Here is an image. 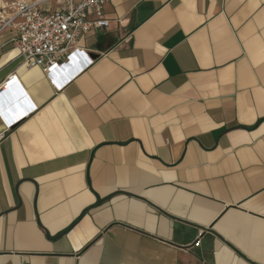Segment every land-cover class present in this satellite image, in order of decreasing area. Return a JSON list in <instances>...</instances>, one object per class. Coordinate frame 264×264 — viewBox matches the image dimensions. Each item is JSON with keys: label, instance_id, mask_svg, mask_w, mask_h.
<instances>
[{"label": "crops", "instance_id": "1", "mask_svg": "<svg viewBox=\"0 0 264 264\" xmlns=\"http://www.w3.org/2000/svg\"><path fill=\"white\" fill-rule=\"evenodd\" d=\"M5 6L0 264H264V0H107L49 76Z\"/></svg>", "mask_w": 264, "mask_h": 264}, {"label": "built area", "instance_id": "2", "mask_svg": "<svg viewBox=\"0 0 264 264\" xmlns=\"http://www.w3.org/2000/svg\"><path fill=\"white\" fill-rule=\"evenodd\" d=\"M107 0H81L65 3L55 11H45L44 1L9 0L10 18L1 20V28L11 26L15 32L17 58L27 68H39L47 76L56 72L76 50L79 38L92 30L104 31L110 21L104 16ZM61 4V1H57ZM0 86L7 90L18 78L8 76ZM3 136L0 135V141Z\"/></svg>", "mask_w": 264, "mask_h": 264}, {"label": "snow or ice", "instance_id": "3", "mask_svg": "<svg viewBox=\"0 0 264 264\" xmlns=\"http://www.w3.org/2000/svg\"><path fill=\"white\" fill-rule=\"evenodd\" d=\"M10 85H11V86H15V85H16L15 80L11 81V82H10ZM58 86H59V85H58ZM5 96H8V97H9V99H8V103H9V105L11 106V102H12V99H13V97H14V93L12 92L11 87L9 88L8 92H6V93H0V115H4L2 109H3V104H4V98H5ZM15 99H16V101H17V105H16L17 108L21 107V106L19 105V97H15ZM28 106H29V107H32V105H31L30 102H28Z\"/></svg>", "mask_w": 264, "mask_h": 264}, {"label": "rangeland", "instance_id": "4", "mask_svg": "<svg viewBox=\"0 0 264 264\" xmlns=\"http://www.w3.org/2000/svg\"><path fill=\"white\" fill-rule=\"evenodd\" d=\"M29 1H35V0H29ZM36 1L42 2L44 0H36ZM46 1L48 2L49 0H46ZM1 2L6 4V3H9V0H1Z\"/></svg>", "mask_w": 264, "mask_h": 264}, {"label": "water", "instance_id": "5", "mask_svg": "<svg viewBox=\"0 0 264 264\" xmlns=\"http://www.w3.org/2000/svg\"><path fill=\"white\" fill-rule=\"evenodd\" d=\"M8 99H9V97L8 96H5L4 100L8 102ZM13 100H14V97H13L12 101Z\"/></svg>", "mask_w": 264, "mask_h": 264}, {"label": "bare ground", "instance_id": "6", "mask_svg": "<svg viewBox=\"0 0 264 264\" xmlns=\"http://www.w3.org/2000/svg\"><path fill=\"white\" fill-rule=\"evenodd\" d=\"M36 2H39V1H36ZM5 8H7L6 6H5ZM4 9V8H3Z\"/></svg>", "mask_w": 264, "mask_h": 264}]
</instances>
